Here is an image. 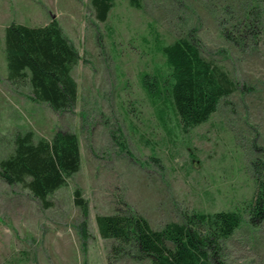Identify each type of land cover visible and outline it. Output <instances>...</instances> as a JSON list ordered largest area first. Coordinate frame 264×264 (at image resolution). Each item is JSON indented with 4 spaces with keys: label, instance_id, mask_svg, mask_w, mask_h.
<instances>
[{
    "label": "rangeland",
    "instance_id": "obj_1",
    "mask_svg": "<svg viewBox=\"0 0 264 264\" xmlns=\"http://www.w3.org/2000/svg\"><path fill=\"white\" fill-rule=\"evenodd\" d=\"M139 4L114 0L99 22L91 0H0V160L13 152L15 134L27 132L38 141L69 131L81 153L79 171L48 197V209L0 179V264H150L132 251L111 255L114 240L98 234L96 216L130 211L153 230L196 212H235L240 224L221 241L220 264H264V221L253 225L249 214L253 162L264 160V0ZM244 12L257 20L255 30H231ZM53 19L79 54L71 70L77 101L64 113L33 103L28 86L17 89L6 79L4 29ZM184 37L238 86L206 123L185 132L171 112L160 116L141 84L143 75L168 74L158 46ZM118 132L130 155L114 142ZM75 189L88 205L84 249Z\"/></svg>",
    "mask_w": 264,
    "mask_h": 264
},
{
    "label": "trees",
    "instance_id": "obj_2",
    "mask_svg": "<svg viewBox=\"0 0 264 264\" xmlns=\"http://www.w3.org/2000/svg\"><path fill=\"white\" fill-rule=\"evenodd\" d=\"M113 1L91 0L97 21L105 22ZM129 4L140 8L139 0H129ZM256 22L244 12L231 30L252 31ZM224 35L228 42H235L230 32ZM3 40L7 81L17 89L28 86V99L33 103L45 104L55 113L72 111L77 85L71 70L79 54L57 21L53 19L40 27L11 23L4 29ZM158 51L168 74L164 78L143 75L141 84L160 116L168 117L171 112L183 132L206 123L221 100L238 90L222 66L201 56L194 38L160 44ZM112 138L121 152L130 155L119 132ZM80 165V146L74 133L58 130L50 140L38 141L30 132L17 133L13 152L0 160V179L9 186L20 185L41 208L48 209V197L65 186ZM253 175L256 191L249 203V214L250 222L257 225L264 221V160L253 162ZM72 201L81 213L77 231L84 249L88 205L78 189ZM95 224L102 239L114 240L110 248L114 256L132 251L133 257L148 259L150 264H220V243L238 228L240 217L235 212H196L186 215L182 223H168L153 230L146 219L130 211L96 216Z\"/></svg>",
    "mask_w": 264,
    "mask_h": 264
}]
</instances>
